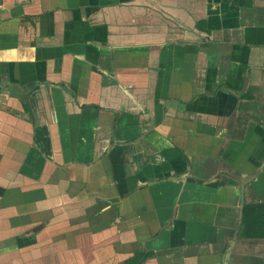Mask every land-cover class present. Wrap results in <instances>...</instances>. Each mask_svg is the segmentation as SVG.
<instances>
[{"label":"crops","instance_id":"obj_1","mask_svg":"<svg viewBox=\"0 0 264 264\" xmlns=\"http://www.w3.org/2000/svg\"><path fill=\"white\" fill-rule=\"evenodd\" d=\"M263 191L264 0H0V264H264Z\"/></svg>","mask_w":264,"mask_h":264},{"label":"trees","instance_id":"obj_2","mask_svg":"<svg viewBox=\"0 0 264 264\" xmlns=\"http://www.w3.org/2000/svg\"><path fill=\"white\" fill-rule=\"evenodd\" d=\"M238 235L243 238H264V201L244 202L238 225ZM143 255L132 258L124 264H141Z\"/></svg>","mask_w":264,"mask_h":264},{"label":"rangeland","instance_id":"obj_3","mask_svg":"<svg viewBox=\"0 0 264 264\" xmlns=\"http://www.w3.org/2000/svg\"><path fill=\"white\" fill-rule=\"evenodd\" d=\"M257 173H258V172H257ZM256 176H257V174H256ZM256 176H255V177H256ZM261 195H262V197L264 198V191H263V193H262ZM248 197H249L250 200H255V198H253L252 196H248ZM263 200H264V199H263Z\"/></svg>","mask_w":264,"mask_h":264},{"label":"water","instance_id":"obj_4","mask_svg":"<svg viewBox=\"0 0 264 264\" xmlns=\"http://www.w3.org/2000/svg\"><path fill=\"white\" fill-rule=\"evenodd\" d=\"M256 174H257V172H256L255 174H253V176L255 177V176H256Z\"/></svg>","mask_w":264,"mask_h":264}]
</instances>
